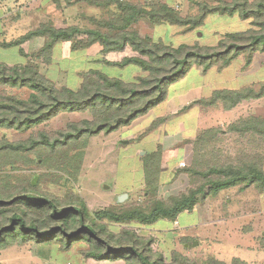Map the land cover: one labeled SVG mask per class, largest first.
<instances>
[{
  "label": "trees",
  "instance_id": "16d2710c",
  "mask_svg": "<svg viewBox=\"0 0 264 264\" xmlns=\"http://www.w3.org/2000/svg\"><path fill=\"white\" fill-rule=\"evenodd\" d=\"M83 1L92 7L112 6V18L105 21L89 18L95 27L56 28L47 23L13 43L3 45L19 47L31 38L44 40L42 47L24 64L12 67L0 64V129L25 133L60 113L90 112L92 119L69 123L66 129L57 131L54 137L40 132L37 137L23 141L0 140V250L14 242L35 240L36 243H57L63 251L82 244L83 256L96 262L123 260L126 264H248L239 258L225 263L214 257L197 262L177 251H173L168 263H164L160 254L151 251L150 240L139 238L132 229L126 227L113 232L106 222H134L144 226L153 225L159 220L176 222L180 214L193 211L205 188H208L206 196L212 198L220 191L234 187H239L240 192H243L251 186L260 194L264 193V170L254 157L243 164L228 162L209 165L203 171L192 166L186 170L191 176L200 178L199 186L180 196L162 200L157 196L156 177H151L153 166L158 167L160 153H147L143 158L147 174L145 187L150 188L146 206L107 207L95 213L89 212L84 200L77 195L66 194L63 198H57L42 193L38 185L31 184V177L24 179L25 176L15 177L13 173L18 163L47 166L49 159L57 153H65L67 148L80 140L86 141L101 132L111 133L129 127L164 102L168 88L193 67L202 69L203 73L212 69L220 72L238 57L244 56L243 68H249L254 54L264 53V0L220 1L215 5L195 3L196 14L187 17H182L166 3L148 6L125 0ZM215 14L223 18L237 17L240 21L248 22V28L226 33L214 46L181 44L177 47L161 39L142 37L133 30V25L145 16L153 26L182 27L188 32L203 26L205 19ZM78 36L82 38L74 41ZM59 43H70L73 52L85 51L95 45L99 47L101 55L130 51L132 55L121 62L105 60V63L119 68L134 65L144 75L125 82L93 70L82 74V81L75 89L56 87L39 72L37 65H50ZM18 51L22 55V50ZM5 89L9 93L4 94ZM13 91L29 94L22 98ZM260 98H264V85L258 89L247 86L235 90H216L199 104L205 107L221 104L225 111H230L241 102ZM162 122L163 119H158L147 131L152 132ZM222 132L220 129L202 132L196 138L194 149L208 144L209 139H215ZM225 132L264 136V118L239 120L230 124ZM81 155L75 154L68 159L62 169L66 171L68 165L80 161ZM190 240L184 238L182 244Z\"/></svg>",
  "mask_w": 264,
  "mask_h": 264
},
{
  "label": "rangeland",
  "instance_id": "374dc122",
  "mask_svg": "<svg viewBox=\"0 0 264 264\" xmlns=\"http://www.w3.org/2000/svg\"><path fill=\"white\" fill-rule=\"evenodd\" d=\"M125 1L140 5L145 3L148 6L166 3L182 17H187L196 14L197 3L215 5L220 1L231 0ZM113 11L112 6L92 7L83 0H0V64L9 67L20 66L29 60V57H33L42 47L43 38H31L19 47L3 45L13 43L43 24L49 23L56 28L95 27L89 18L109 20L113 16ZM246 28L248 22L240 21L237 17L223 18L216 14L209 15L203 26L188 32L182 27L153 26L145 16L133 25V30L138 31L142 37L161 39L174 47L181 44L214 46L226 33L243 31ZM81 38L78 36L74 41ZM18 49L22 50V55ZM95 49L92 47L89 50L73 52L70 43H59L54 50L52 63L48 66L37 65L39 72L56 87L65 86L71 89L79 86L82 74L93 70L125 82L134 81L136 77L144 75L134 65L119 68L105 63V60L121 62L132 55L130 51L101 55ZM244 63V56H240L222 72L213 69L207 74L204 73L203 81L207 87L205 91H201L200 97L207 98L209 85L214 89L221 85L216 84L220 80L227 90L247 86L258 89L260 85H264V53L254 54L249 68L244 69ZM191 77L192 74L188 73L183 83H191L193 81ZM213 77L217 80L213 83L214 87L210 84ZM180 85L182 84H177L173 91L178 90ZM168 90L172 95V88ZM6 93H9V90L5 89L4 94ZM13 93L22 98L28 97L29 94L25 91ZM193 96L198 98V92L195 91ZM202 100L205 99L200 101ZM193 108L195 113L199 109L197 119L190 111L185 112L170 119L167 127L162 126L164 121L152 132H148L149 124L161 119H155L156 115L151 113L149 118H140L129 127L111 133L101 132L86 141H78L67 148L65 153H57L51 160L49 159L47 166L18 163L13 175L25 176L24 179L31 177V184L38 185L40 192L57 198H63L66 194L77 195L84 200L88 211L95 213L107 207L146 206L150 188L145 187L147 174L145 175L143 158L148 151L160 153L158 167L153 166L151 177H156L157 196L162 200L180 196L189 189L199 186L200 178L191 176L186 170L192 166L203 171L209 165H222L228 162L243 164L254 157L264 170V136L225 132L230 124L239 120L249 117L264 118V98L241 102L230 111H225L221 104L211 107L199 104ZM153 111L158 115L160 108ZM164 117L171 118L167 114ZM91 119L90 112L60 113L25 133L0 129V140L23 141L29 137H37L40 132L54 137L57 131L66 129L69 123ZM187 123H191L192 127L186 129V138L179 141L175 137L178 126H185ZM195 124L197 130L190 133V128L193 129ZM209 129H220L223 132L215 139H209L208 144L194 149L197 136ZM148 133L150 147L147 143ZM75 154H82L80 161L76 160L75 163L68 165L66 171L63 170L62 166L67 165V160ZM207 189L205 188L198 197V203L193 211L180 214L178 226L170 220H159L149 226L134 222L129 224L106 222L107 226L113 232H118L124 227L130 228L139 238L150 240L151 251L160 254L164 258V263H168L171 253L177 251L197 262L214 257L225 263H229L233 258H239L248 264H264V193L260 194L251 186L245 188L243 192H240L239 187H234L222 190L212 198L206 196ZM122 195H125V198L119 201ZM184 238L191 240L182 244ZM194 241L197 242L196 246L185 247ZM83 249L82 244L72 247L69 251H63L57 243H36L35 240L25 243L14 242L0 250V264H126L123 260L96 262L85 258L82 254Z\"/></svg>",
  "mask_w": 264,
  "mask_h": 264
},
{
  "label": "crops",
  "instance_id": "0c3cea01",
  "mask_svg": "<svg viewBox=\"0 0 264 264\" xmlns=\"http://www.w3.org/2000/svg\"><path fill=\"white\" fill-rule=\"evenodd\" d=\"M94 48H96L95 50L99 53V47L97 46V45H95V46H93ZM92 48V47H91ZM91 48H89V49H91ZM88 49V50H89ZM100 54V53H99ZM211 71V70H210ZM210 71H208V72H206L205 74H207V73H209ZM212 71H213V69H212ZM222 72V71H221ZM188 73L189 74H192V79H193V81H191V83H187V84H185V83H183V80L186 78V76L188 75ZM182 79H180V80H178L177 82H175V83H173L169 88H172V92H173V94L172 95H170V91L168 90V92H167V96H166V99L164 100V102H162L161 104H159L158 106H156V107H154L153 109H151L144 117H147V118H149L150 117V114L152 113V114H154V115H156L155 116V119L156 118H163V125L162 126H164V127H167V125L169 124V123H167L170 119H172V118H174V117H177L179 114H184L185 112H191V114H192V116L193 117H195L196 119H197V117L199 116V114L197 115V113L199 112V109L196 111V113H195V111H194V106H198L199 104H197V103H199V101L201 100V99H208L210 96H211V94H212V92L214 91V90H216V89H219V90H221V89H225L224 87H223V83L221 82V80L219 81V82H217V80H216V77H213L212 78V83H210V84H212V86L214 87V84L213 83H216V84H218V85H220V83H221V85L220 86H218V87H214V89L213 88H211V86L209 85V93L207 94V98H201L200 97V93H201V91L202 90H204L205 91V87H207L206 86V83H204V73H203V71H202V69H200V68H198V67H193V68H191L190 70H189V72H188ZM194 73H195V75H194ZM193 75H194V77H193ZM194 78H195V80H194ZM195 82V83H194ZM211 82V81H210ZM177 84H182V85H180V87H178V90H175V91H173L174 89H176V86H177ZM208 84V83H207ZM168 88V89H169ZM195 91H197L198 92V98H197V96H193L194 95V93H195ZM187 96H189V97H187ZM163 104V105H162ZM202 106V105H201ZM160 108V113L157 115V114H155L154 113V109L155 108ZM167 107H170V108H167ZM190 108V109H187V108ZM165 109V110H164ZM191 109H193V110H191ZM196 110V109H195ZM183 112V113H182ZM170 115V117L171 118H167V119H165V115ZM143 118V117H142ZM177 119V118H176ZM175 119V120H176ZM195 119V120H196ZM161 123V124H162ZM172 123V122H171ZM160 124V125H161ZM196 125L197 124H195V126H193L194 128L192 129V128H190V130H189V132L190 133H193L194 132V130L196 129L197 130V128H196ZM149 126H150V124H149ZM189 127H192V124L191 123H187V125H185V126H178V129H177V133H176V135H175V137H177V139L179 140V141H182L184 138H186V129H188ZM148 141H147V143L149 144V147H150V133H148ZM149 150H150V148H149ZM149 153H150V151H148ZM186 213V212H185ZM188 213V212H187ZM178 219H180V216L178 217ZM177 219V220H178ZM175 223H177V226H178V224H179V222L177 221V222H174V224Z\"/></svg>",
  "mask_w": 264,
  "mask_h": 264
},
{
  "label": "water",
  "instance_id": "95a60500",
  "mask_svg": "<svg viewBox=\"0 0 264 264\" xmlns=\"http://www.w3.org/2000/svg\"><path fill=\"white\" fill-rule=\"evenodd\" d=\"M124 198H125V195H122L121 197H119V201H123ZM196 245H197V242L194 241L191 244L185 245V247H193V246H196Z\"/></svg>",
  "mask_w": 264,
  "mask_h": 264
},
{
  "label": "built area",
  "instance_id": "2783aa9c",
  "mask_svg": "<svg viewBox=\"0 0 264 264\" xmlns=\"http://www.w3.org/2000/svg\"><path fill=\"white\" fill-rule=\"evenodd\" d=\"M175 224H177V223H175Z\"/></svg>",
  "mask_w": 264,
  "mask_h": 264
}]
</instances>
